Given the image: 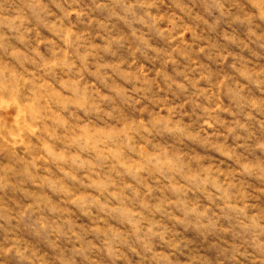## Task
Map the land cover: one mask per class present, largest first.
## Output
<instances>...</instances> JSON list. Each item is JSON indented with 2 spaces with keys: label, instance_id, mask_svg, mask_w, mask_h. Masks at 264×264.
Instances as JSON below:
<instances>
[{
  "label": "clouds",
  "instance_id": "9594fccd",
  "mask_svg": "<svg viewBox=\"0 0 264 264\" xmlns=\"http://www.w3.org/2000/svg\"><path fill=\"white\" fill-rule=\"evenodd\" d=\"M154 6L152 0H97L94 8L88 12L60 9L61 15L46 25L65 45L62 55L54 57L55 67L47 65L36 49H32V55H27L17 47L0 43V52L8 57L7 60L0 61V155L4 157V161L0 163V189L20 192L27 201L23 205L13 201V207L0 205V220L5 224L12 221L20 223L35 215L33 224L36 230L54 237L49 245L55 252L56 241L61 237L71 236L78 242L81 240L74 230L78 226L68 223L69 214L65 210H69L67 206L70 201L73 202L72 206L81 209L97 207L100 211L109 213L119 211L130 225L129 233H120L111 227L89 229L104 237L102 249L96 250L103 252L107 264H116L120 260L124 264H131L128 253L138 258L137 264H173L170 253L153 250L150 243L152 238L158 237L161 241L168 242L165 241L167 228L153 220L152 216L162 214L176 223H183L191 216L198 221L210 223L208 213L215 205L221 213L236 221L235 226L243 238L245 250L241 252L239 246L234 247L230 258L235 260L237 256H242L248 264H264V208L257 209L251 203L264 196V162L241 159L234 149H223L227 155L220 154L232 160L235 165L233 169L223 171L205 163L200 157L197 159L188 156L179 150L153 143L151 139L154 134L176 135L184 141H197L209 151L217 152V146L221 145L214 139L217 134L208 132L207 129L213 128L217 123L223 125L225 121L217 120L212 114L229 112V109L219 104L205 109L208 116L201 121L200 128L193 132L174 118V107H165L163 103L156 112L149 110L147 105L137 109L140 113H147V119L143 116L125 119L103 108L102 105L110 97L101 94L94 84L81 88L78 87L79 80H73L74 86L61 87L62 80H59L56 82L59 87H54L46 79L56 69L70 68L71 71L75 68L67 51L74 41L71 39L67 44L64 43L66 27L63 21L69 16L74 13L77 17L87 16L88 23L91 24L96 22V17L90 13L102 10L109 16L120 19L130 17L145 27L156 28L164 17L153 15L149 11ZM56 7L59 8V5ZM26 8L38 19L53 15L41 0H33ZM180 10L183 11V8ZM217 10H220L219 5ZM16 11L19 13L22 10ZM20 18L17 15L12 19L14 21ZM178 18L174 14L170 16V27L159 31L163 33L179 28L175 23ZM244 18L250 23L264 22V0H248ZM11 30L19 32V25ZM27 31L15 37L18 43H24ZM186 31V28L182 29L178 36L182 37ZM4 39L6 38L0 37V40ZM87 55L86 52L78 58L83 62ZM26 64L32 67L26 68ZM101 67L115 66H97L92 75H97ZM76 72L79 75L80 69H76ZM241 75L254 84L261 82L256 79L260 73L242 72ZM100 79L103 80L104 77ZM220 83L222 86L223 81ZM178 86L183 87L182 84ZM117 91L123 93L124 90L121 88ZM65 92L69 94L65 95ZM146 98L142 96L134 103L139 104L141 99ZM235 98L243 99L238 93ZM245 103L249 109L246 116L251 118V113L260 104H264V101L252 99ZM245 127L243 123L235 122L227 132L231 134L237 128L243 130ZM45 145L49 146L48 150H45ZM255 147L264 150V141ZM242 177H254L259 183L253 187L245 184ZM49 178L54 180L58 191L48 189ZM149 179L152 184L160 186L156 190L162 195L169 194L152 205L146 199L154 190L148 183ZM68 182L92 189L96 195L74 191L67 186ZM25 185H31L32 190ZM61 187L66 191H59ZM46 189L47 202L43 196L37 198L31 195ZM188 192H199L207 204H190L181 199ZM49 193L59 195L61 199L54 202ZM101 196H105V199L101 200ZM109 199L118 203L110 205ZM125 201L135 203L139 210L120 207ZM173 209L179 215L174 214ZM64 226H67L66 230ZM129 237L134 241L133 244L128 243ZM170 247L175 248L176 245ZM94 248L96 246L89 242L86 245L78 244L71 252L82 257L87 264H100L97 259L88 255ZM122 248H126L127 252ZM0 258V264H8L10 260H15L16 264H73L72 258L66 257L63 251L47 257L22 246L15 236L8 237L0 244Z\"/></svg>",
  "mask_w": 264,
  "mask_h": 264
},
{
  "label": "rangeland",
  "instance_id": "374dc122",
  "mask_svg": "<svg viewBox=\"0 0 264 264\" xmlns=\"http://www.w3.org/2000/svg\"><path fill=\"white\" fill-rule=\"evenodd\" d=\"M32 2L33 0H0V37L6 38L0 40V43L17 47L27 55H32V49H36L47 65L55 67L54 57L62 55L65 45L46 25L61 15L60 9L88 12L94 8L97 0H41L48 6V11L53 13L41 19L27 10L26 6ZM152 2L155 6L149 11L153 15L164 17L156 28L145 27L130 17L120 19L109 16L102 10L90 13L96 17V22L91 24L88 23L87 16L77 17L75 13L69 16L63 21L66 27L64 43L67 44L71 39L74 41L67 51L69 60L75 63V68L71 71L70 68L56 69L46 79L53 83L54 87H59L56 83L59 80H62L61 87L74 86L73 80H79L78 87L81 88L94 84L101 94L110 97V100L102 105L103 108L125 119H138L141 116L147 119V113H140L137 109L147 105L149 110L156 112L161 109L163 103L165 107H174V118L193 132L200 128L201 121L208 116L205 109L219 104L229 109V112H217L212 115L225 123L223 125L217 123L213 128L207 129L208 132L217 134L214 139L221 144L217 146V152L209 151L197 141H184L176 135L164 133L154 134L151 137L153 143L179 150L197 159L200 157L205 163H210L223 171L235 167L232 160L225 158L227 152L223 149H234L241 159L264 162V150L255 147L264 141V104H260L257 110L251 113V118H248L246 113L249 109L245 103L252 99L264 101V22L250 23L244 18L248 10V0H152ZM57 4L59 8L56 7ZM218 5L220 10H217ZM17 9L22 11L18 13ZM173 14L179 17L175 21L179 28L161 33L160 29L170 27L168 18ZM17 15L21 18L13 21L12 18ZM17 25L19 32L12 31L11 29ZM185 28L187 31L183 36H178ZM25 30L28 31L24 43H18L15 37L25 33ZM86 52L88 55L82 62L78 57L84 56ZM7 59L6 54L0 52V61ZM100 65L115 67H101L97 75H92ZM25 67L31 68L32 65L26 64ZM76 69H80L79 75ZM242 72L260 73L256 79L261 82L258 85L252 83L241 75ZM100 77L104 79L101 80ZM145 80L147 83H144ZM178 84H182L183 87H179ZM121 88L124 90L123 93L117 91ZM236 93L243 99H236ZM142 96L147 98L135 104L134 101ZM235 122L243 123L246 127L243 130L237 128L235 132L229 134L227 129ZM48 148L49 146L45 145V150ZM3 161L4 157L0 155V163ZM77 175L80 173L77 172ZM242 179L245 184L253 187L259 183L254 177ZM148 183L154 189L150 197L146 198L149 205L169 195L168 193L162 195L156 190L160 186L152 184L150 179ZM47 184L48 189L58 191L51 178ZM67 186L74 191L91 192L92 195H96L92 189L82 188L75 183L68 182ZM25 187L32 190L31 185ZM59 191L63 192L66 189L61 187ZM46 193L47 189L33 192L31 195L37 198L43 196L47 202ZM49 195L54 202L61 199L59 195L51 193ZM104 199L105 196H101V200ZM181 199L190 204L196 202L201 206L207 204L199 192H188ZM13 201L20 205L27 202L20 192L0 189V205L7 204L13 207ZM108 202L110 205L118 203L112 199ZM69 203L67 206L69 210H65L69 214L68 223L78 226L74 230L81 237L79 242L71 236L61 237L56 241L57 247L54 252L49 245V241L54 237L36 230L33 224L36 218L34 215L20 223L12 221L5 224L0 220V244L8 237L15 236L22 246H27L38 254L51 257L63 251L66 257L72 258L73 264H87L82 257L73 255L71 249L78 244L86 245L91 242L96 248L88 253L89 257L97 259L100 264H107L103 252L96 250L102 249L104 237L89 229L111 227L120 233H129L130 225L119 211L109 213L100 211L97 207L81 209L72 206V201ZM251 203H254L257 209L264 208V196ZM120 207L139 210L138 205L129 204L127 201ZM172 211L179 215L175 209ZM144 215L148 216V213L144 212ZM208 216L210 223L198 221L191 216L183 223H176L165 215H153V220L159 221L167 228L165 241L168 242L165 243L158 237L152 238L150 243L153 250L170 253L173 264H189V261L191 264H248L242 256H237L235 260L230 258L234 247L239 246L241 252L245 250L240 230L235 226L236 221L221 213L215 205ZM64 227L66 230L67 226ZM128 243H134L131 237L128 238ZM122 250L127 252L126 248ZM128 255L131 264H137L138 258L131 253ZM8 264L16 262L10 260ZM116 264L124 262L120 260L116 261Z\"/></svg>",
  "mask_w": 264,
  "mask_h": 264
}]
</instances>
